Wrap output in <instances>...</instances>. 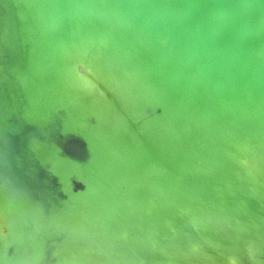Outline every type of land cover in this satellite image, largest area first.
Masks as SVG:
<instances>
[{
	"label": "bare ground",
	"instance_id": "obj_1",
	"mask_svg": "<svg viewBox=\"0 0 264 264\" xmlns=\"http://www.w3.org/2000/svg\"><path fill=\"white\" fill-rule=\"evenodd\" d=\"M0 264H264V0H0Z\"/></svg>",
	"mask_w": 264,
	"mask_h": 264
}]
</instances>
